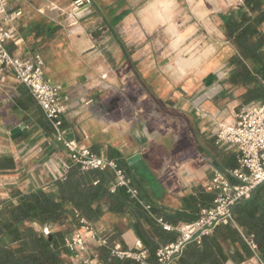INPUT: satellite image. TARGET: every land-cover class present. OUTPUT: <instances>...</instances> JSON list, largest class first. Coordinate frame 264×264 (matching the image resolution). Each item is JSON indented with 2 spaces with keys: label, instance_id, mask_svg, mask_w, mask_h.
Masks as SVG:
<instances>
[{
  "label": "crops",
  "instance_id": "0c3cea01",
  "mask_svg": "<svg viewBox=\"0 0 264 264\" xmlns=\"http://www.w3.org/2000/svg\"><path fill=\"white\" fill-rule=\"evenodd\" d=\"M19 1L21 7L9 9V13L22 12L9 24L17 28L19 37L8 49L21 56L40 54L47 79L63 85L66 97L71 95L64 119L67 138L86 145L96 155L127 163L136 180L134 186L173 227L195 221L201 206L213 205L215 194L207 186L214 169L220 167L228 173L238 167L236 149L216 143L218 122H235L246 107L238 99L242 93L235 96L226 115L215 101L220 91L212 85L228 79L231 72L227 60L218 61V46L230 44L223 20L212 24L214 15H226L223 0H214L219 9L209 6V0H92L89 11L75 19L70 17L75 0ZM237 2L243 4V0ZM135 29L163 31L169 40L177 33L191 39L202 30L216 31V40L203 42L211 48L197 58L199 68L193 79L204 85L193 86L190 81L177 89L169 80L171 71L165 74L153 65L159 61L155 54L138 50L130 54L117 34ZM101 31L116 36L119 53L113 54L110 38L100 36ZM231 47L233 57L236 51ZM163 56L170 60L169 55ZM103 75L107 78L102 79ZM209 77L212 81L205 82ZM132 78L136 84L129 85ZM194 93L202 94L196 105L191 100ZM81 94L87 95V105H82ZM112 94L127 101L110 102ZM38 113L29 90L11 72L0 73V158L11 157L15 162L14 169L0 172V207L16 193L45 189V184L63 174L59 161L68 159V153L47 130L48 122L45 127L39 123ZM22 124L27 132L13 139L12 130ZM137 155L140 159L129 164ZM33 158H37L35 166L28 164ZM128 224L127 217L111 213L91 224L88 235L96 238L90 243V253L102 263L101 239L107 238L110 244L117 237L120 244L116 246L124 251L146 252V263L149 253ZM170 233L173 243L179 233ZM64 258L73 263L71 255ZM227 264L258 263L237 247L231 248Z\"/></svg>",
  "mask_w": 264,
  "mask_h": 264
},
{
  "label": "trees",
  "instance_id": "16d2710c",
  "mask_svg": "<svg viewBox=\"0 0 264 264\" xmlns=\"http://www.w3.org/2000/svg\"><path fill=\"white\" fill-rule=\"evenodd\" d=\"M243 6L221 15V18L225 36L236 51L230 60L233 69L229 82L243 89L238 99L247 106L264 102V37L261 35L264 0H243ZM39 110V123L45 127L47 120ZM47 125V130L52 133L50 125ZM118 163L127 170L133 187L137 189L128 164ZM14 168L13 158H0V172ZM113 182L114 174L111 171L83 172L79 165L71 164L65 179L54 181L49 190L18 192L12 200L1 203L0 264H73L64 258L70 253L64 246L63 234L54 233L50 238L38 232L33 224L42 227L64 225L68 216L78 222L85 220L94 224L107 212L128 218V228L135 231L149 253L146 264H154L158 249L173 241L172 234L163 230L157 222L163 219L168 223V220L146 202L138 189V200L131 198L123 188L112 193ZM140 202L151 207L150 213ZM233 221L232 225L218 226L201 243H190L174 264H227L231 248L237 247L247 257L252 256L245 238L254 240L264 260V183L254 191L251 199L234 207ZM116 229L119 231L120 228ZM113 240L100 250L103 264H141L131 259L112 257Z\"/></svg>",
  "mask_w": 264,
  "mask_h": 264
},
{
  "label": "built area",
  "instance_id": "2783aa9c",
  "mask_svg": "<svg viewBox=\"0 0 264 264\" xmlns=\"http://www.w3.org/2000/svg\"><path fill=\"white\" fill-rule=\"evenodd\" d=\"M92 0H75L70 17L75 19L89 11ZM22 15L21 11L9 13V0H0V73L11 72L16 80L24 85L32 98L43 112L49 123L57 143L68 153V159H60L63 174L59 180H64L71 164L79 165L81 171H111L114 182L111 192L118 188L126 189L131 198L138 200L139 192L133 187L132 179L119 163L107 157L96 155L89 147L67 138L64 127L65 116L69 110L65 102V88L46 77L45 62L40 54L27 56L12 54L8 45L18 40L19 33L15 22ZM103 75L102 79H106ZM216 143L219 146H230L238 154V167L228 173L214 169L213 179L207 190L215 194L213 205L202 207L197 219L178 228L165 223L163 219L157 222L167 232L177 231L178 239L158 249L154 264H174L184 249L190 243H201L205 236L211 235L221 225H232L233 209L236 205L251 199L254 191L264 183V102L247 105L232 123H220L216 133ZM147 212L151 207L140 202ZM82 227L65 236L64 246L71 255L73 264H102L97 255L90 253V243L96 238L91 224L81 220ZM253 259L258 264H264L259 255V247L252 238H245ZM102 246L108 245V239L102 238ZM111 256L121 260L131 259L146 264V252L135 253L124 251L119 247L111 250Z\"/></svg>",
  "mask_w": 264,
  "mask_h": 264
},
{
  "label": "rangeland",
  "instance_id": "374dc122",
  "mask_svg": "<svg viewBox=\"0 0 264 264\" xmlns=\"http://www.w3.org/2000/svg\"><path fill=\"white\" fill-rule=\"evenodd\" d=\"M209 6H213V8L219 9V6L217 5L214 0H209ZM221 1V0H218ZM231 3V4H230ZM223 12L224 14H228L231 11H237L240 8H244L243 4L237 2V0H223ZM17 7H21V2L19 0H9V9L14 10ZM67 17V15L65 16ZM64 18V17H63ZM214 19H212V24L215 25V22H222V18L219 17V15H214ZM97 21H100L96 18ZM100 36L108 37L111 40V48L113 49V54L119 53V45L117 42V38L115 35H112L110 31H101L99 32ZM163 31H146V30H133L128 33H122L117 34V36L120 37L121 41L125 43L128 49V52L130 54H135V52L142 51L149 54H155L157 56V59L159 61L153 63V65L157 66V69L160 71H165V74L167 71H171L170 74V82L172 85L176 86L177 89H181V87H184L187 85L190 81L193 86L197 85H204L203 83H198V78L195 80L193 79L195 76V73L197 69L199 68L197 58L199 55L204 54L208 49L211 48V45H204L203 42H213L216 40V31H200L195 34L194 37L191 39H185L183 37H179L178 33L175 39L169 40L166 35L162 34ZM261 35L264 37V31H263V25L261 28ZM205 37H207V40L205 41ZM201 38V39H200ZM202 41V44H199ZM168 42V44H166ZM219 48V57L218 61L227 60V69H231L232 72V66L230 65V60L232 57L230 55L233 54L231 45H222L218 46ZM208 53V52H207ZM163 55H169L170 60H167V58H164ZM166 57V56H165ZM164 59V60H163ZM128 73L132 77V74L130 72V69L127 68ZM230 72V74H231ZM173 73V74H172ZM230 74L228 76V79H218L216 84L212 85L215 86V89H217L219 92L218 97L215 98V101L217 102L218 108L221 110V114L226 115L227 111L229 110V107L232 106L235 102L234 98L235 96H238L243 91L241 89H235L232 88L233 85L229 82ZM213 77H209L205 80V82L210 80L212 81ZM193 80V81H192ZM209 81V82H210ZM136 84L135 79L132 78V80L129 82V85ZM220 87H223L222 90H220ZM214 90V89H212ZM87 95L81 94L80 101L82 105H87ZM202 94L201 93H194L191 97V100L193 102V105L198 104L201 100ZM133 100L135 95H132ZM110 102H122L127 101L126 98L124 99L119 94L114 95L112 94ZM65 102L67 106L69 107L71 102V95L65 97ZM99 113L102 114V111L96 109ZM222 116V115H221ZM220 123H226L224 120L219 121ZM218 127V125H217ZM37 160V158H33L29 160V165L35 166L33 164V161ZM37 167V165H36ZM52 183L45 184L44 187L46 190H49L51 188ZM109 214L108 212L105 214ZM103 216V218L105 217ZM114 215V214H113ZM102 218V219H103ZM33 227L38 231L43 233L44 235L52 238V234L61 232L63 234V237L72 234L75 230L80 229L82 227L81 221H77L73 217L68 216L67 221L64 225H49L46 227H42L38 224H33ZM114 240L116 243H114ZM112 246L117 247L116 245L120 244V238L117 239V237H114ZM109 244V240H108ZM108 246V245H107ZM98 247H95L93 249H97ZM114 249V248H113ZM120 249L124 250L123 247H120Z\"/></svg>",
  "mask_w": 264,
  "mask_h": 264
},
{
  "label": "water",
  "instance_id": "95a60500",
  "mask_svg": "<svg viewBox=\"0 0 264 264\" xmlns=\"http://www.w3.org/2000/svg\"><path fill=\"white\" fill-rule=\"evenodd\" d=\"M27 132V129L25 127L24 124H22L21 126L15 128L14 130H12V137L13 139H16L20 136H22L23 134H25ZM140 159V157L137 155L135 157H132L131 159H129L128 163L129 164H133L136 161H138Z\"/></svg>",
  "mask_w": 264,
  "mask_h": 264
}]
</instances>
